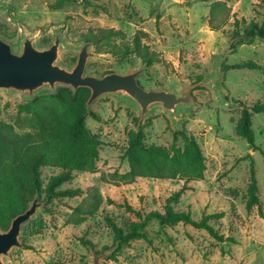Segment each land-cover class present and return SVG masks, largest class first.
Segmentation results:
<instances>
[{"label": "rangeland", "instance_id": "obj_1", "mask_svg": "<svg viewBox=\"0 0 264 264\" xmlns=\"http://www.w3.org/2000/svg\"><path fill=\"white\" fill-rule=\"evenodd\" d=\"M210 6L198 0H0V39L13 54L21 53L25 39L44 50L58 36L55 65L70 71L88 43V32L119 30L124 39L116 44L131 43L141 32L142 44L157 53L160 62L147 66L135 56L118 59L96 53L88 43L84 76L141 71L137 82L145 90L166 89L181 96L189 86L191 96L190 104L181 105L176 115L158 105L142 115L136 103L116 94L100 96L86 106V127L100 142L96 172H75L61 187L76 195H41L35 215L21 228L19 246L2 256V264H92L95 254L104 253L108 256L99 264H264V115L251 118L254 152L236 132L242 109L264 104V39L232 50L233 18L219 31H211ZM228 6L237 18L261 22V0H231ZM249 61L260 69L231 68ZM61 87H44L32 96L0 90V120L19 130L17 118L25 115L26 104ZM138 131L147 145L170 155L184 148L181 132L192 136L205 157L204 178L186 184L151 178L130 184L118 181L116 174L128 171L123 155L129 137ZM248 155L254 161L260 199L250 211L245 208ZM58 173L56 168H42V186ZM184 185L187 190L175 209L190 212L194 220L216 216L210 225L231 242H218L189 225L160 227L156 221L145 229L147 240L114 242L107 218L119 226L136 221L125 204L142 213H162L166 200ZM81 204L98 209L79 216L73 209Z\"/></svg>", "mask_w": 264, "mask_h": 264}, {"label": "trees", "instance_id": "obj_2", "mask_svg": "<svg viewBox=\"0 0 264 264\" xmlns=\"http://www.w3.org/2000/svg\"><path fill=\"white\" fill-rule=\"evenodd\" d=\"M198 1L211 3L207 19L211 31H219L233 18L230 34L232 50L240 45H250L257 39H264V0H261L262 12L258 14L261 22L237 18L228 6L231 0ZM141 35L144 34L140 32L134 35L131 43L116 44L117 39H124L123 32L98 29L88 32L85 39L95 47L96 53H107L118 59L135 56L147 66L160 62L158 54L142 44ZM231 68L260 69V66L249 61ZM89 97L90 91L87 88H79L73 92L70 88L61 87L50 95L34 97L26 104V110L23 111L25 115H18L17 118L19 130L0 120V230L7 231L12 220L24 213L35 198L40 200L44 193L48 197L58 198L76 195L75 192L61 189L74 179L75 172H96L100 142L89 132L85 123ZM259 113L264 115V104L255 103L250 108H243L236 128L237 134L247 140L253 152L256 148L250 128L251 118ZM181 136L184 141L183 150L170 155L160 147L147 145L141 131L130 135L123 155L128 163V171L121 175L116 174L118 181L130 184L138 178H151L181 180L186 184L189 181L202 180L206 170L205 157L192 136L186 132H181ZM246 159L251 161L245 202L246 210L250 211L260 204V199L254 161L251 155L246 156ZM44 167L59 170L57 175L49 178L45 187L40 179V172ZM186 190L184 185L168 198L162 213H142L125 204L126 211L133 214L136 221L119 226L107 218L114 242L122 245L132 240H147L145 229L152 221H156L160 227L179 223L189 225L205 230L218 242H231V238H224L210 225V220L216 216L203 215L201 219L194 220L190 212L175 209ZM99 202L98 199L97 203ZM97 209L98 206L81 204L73 210L79 216H87L93 215ZM219 217H222L221 214Z\"/></svg>", "mask_w": 264, "mask_h": 264}, {"label": "water", "instance_id": "obj_3", "mask_svg": "<svg viewBox=\"0 0 264 264\" xmlns=\"http://www.w3.org/2000/svg\"><path fill=\"white\" fill-rule=\"evenodd\" d=\"M59 42L60 39L56 36L48 49L38 50L30 39H25L22 42L21 53L16 55L11 52L10 46L0 39V90L32 96L44 87L54 89L57 85L70 88L73 92L79 88H87L90 91L87 107L100 96L116 94L136 103L142 115L157 105L176 115L181 105H188L191 102L189 86H184L181 96H176L166 89L145 90L137 82V76L141 71L127 75L109 73L101 78L84 76L89 58L88 43L80 49L72 70L60 68L55 65L60 51ZM39 206L38 198H35L24 213L12 220L7 231L0 230V264L2 256H6L11 249L19 246L21 228L35 215ZM107 256L108 253L95 254L92 264H99L100 259Z\"/></svg>", "mask_w": 264, "mask_h": 264}]
</instances>
